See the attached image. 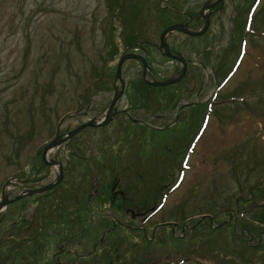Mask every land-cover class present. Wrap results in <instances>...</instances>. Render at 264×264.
I'll return each instance as SVG.
<instances>
[{
  "label": "rangeland",
  "instance_id": "1",
  "mask_svg": "<svg viewBox=\"0 0 264 264\" xmlns=\"http://www.w3.org/2000/svg\"><path fill=\"white\" fill-rule=\"evenodd\" d=\"M205 1L0 0V200L1 189L11 197L34 176L46 179L37 186L55 178L42 160L24 177L56 130L104 116L114 89L80 92L101 69L115 71L124 45L158 44L163 28L192 13L200 30L208 15L207 32L185 40V76L150 87L139 119L113 116L50 149L70 169L0 209V264H34L58 248L71 264H264V226L245 211L264 202V0L201 11ZM173 62L152 61L159 71L145 78H170ZM116 190L130 211L108 202Z\"/></svg>",
  "mask_w": 264,
  "mask_h": 264
},
{
  "label": "trees",
  "instance_id": "2",
  "mask_svg": "<svg viewBox=\"0 0 264 264\" xmlns=\"http://www.w3.org/2000/svg\"><path fill=\"white\" fill-rule=\"evenodd\" d=\"M220 5L222 7V5H223L222 1H221ZM214 8L216 9V6ZM215 9H210L209 12L212 13ZM196 22H197L196 19L193 20L192 22H190L189 27L193 29V23H196ZM172 32H176V31H172ZM206 32L207 31H204L201 35L205 34ZM182 35H183V38L186 37L185 39H182V41L185 42L184 44H181L178 42L175 44L174 40L172 39L170 41V43L167 40L168 41V47H169L170 52H172L174 54L182 55L184 57V59L186 61V66L188 68V66L191 64L190 62L192 61V58H191V55H189V57H188V54H187V56H186L183 53L182 49L185 48L186 50L190 51L189 48H192L191 43L189 44L185 40H188V39L190 40L191 36H188L186 34H182ZM130 46H131V50H132V48L137 49L138 50L137 52H139L143 56V58L145 59L147 65H148L147 77L149 79H153L152 73L157 74L159 71V67H157L158 69L155 68V66L152 65V61L164 63L168 60V57L164 56L161 53V49H159L157 47V43H150V42L146 41V42H140V43L136 44V42H135V43L130 44ZM108 51H109V53L106 55L105 62L103 64L105 65L107 63L108 66L111 67L110 62L113 60V58L115 57L117 52H116V49L113 48V46H111ZM200 51H202V50H200ZM128 60H130V59H128ZM131 61H136L137 65H138V69L135 70L134 73L132 71L130 72V70H129L130 66H128V64ZM129 63H127V65H125L124 67H123L124 64H122V67H121V73L123 76L124 87H123V92H122L120 97L132 98V99H130V101L134 102L135 105L141 104V103L144 104L149 99L148 90L152 86L145 83L144 80L142 79L141 63L137 60H130ZM173 63L176 64V68L174 69L171 76L175 75L179 69V64L177 66V62L174 61ZM107 71L108 72L103 71V69H101V73L98 74V72H96L93 76V79L86 86H84L82 88V90L80 92V94H81L80 96L87 93L88 94L87 97H90V96L92 97L95 94H98V92H100V90H103L104 88H107L110 90L114 89V91H115L118 87V83L114 78V71H112L111 68L107 69ZM164 78H166V77H164ZM182 78L179 81H181ZM108 80H109V83H108ZM108 103H109V100L105 102V105H104L105 107L103 109L107 108ZM183 106H184V103H182V105L180 107H183ZM77 135H79V134L77 133ZM31 161H33L32 169L28 170V172L26 174L27 179L32 177L33 176L32 174H34V172L37 169L41 170V168L44 167L42 162H41V159H40V148L33 154V156L31 157ZM65 161H66V159H65ZM65 166L66 165L64 163H62V167H65ZM245 211L249 212V215L253 221H256L260 225L264 226V202H257V203L250 202V204L245 209Z\"/></svg>",
  "mask_w": 264,
  "mask_h": 264
},
{
  "label": "water",
  "instance_id": "3",
  "mask_svg": "<svg viewBox=\"0 0 264 264\" xmlns=\"http://www.w3.org/2000/svg\"><path fill=\"white\" fill-rule=\"evenodd\" d=\"M220 1H222V0L205 1L201 6V11H204L210 7H213L216 3L220 2ZM207 25H208V15H204V25L200 30H196V31L189 30L185 23H173L171 25L166 26L165 28H163L161 30V32L159 34V42H158V47L161 48V53L164 56H166L170 59L176 60L177 62L180 63V69H179L178 73L175 76L170 77L168 79H164L161 81L147 80L145 78V74L147 71V64H146L145 60L143 59V57L141 55H139L138 53L125 52L121 56H119V58L116 62V65H115V73H114L115 79H117L119 82V87L113 93L104 116L99 120H95L93 118L87 119L86 121L80 123L76 127L68 130L64 134V136H61V137L57 136V137L51 139L50 141L46 142L45 145L43 146L42 151H41V159H42L44 164L52 165L53 167H55L57 169V173H56L55 178L51 182L46 183L40 187L30 189V190H26L23 192H19L11 199H4L2 197V199L0 200V208L3 207L5 204L13 202L19 198L24 197V196L31 195L33 193L42 192V191H45L47 189H50L51 187H53L54 185L59 183V181L62 178V171L63 170H62L61 164L58 161L48 158L49 150L52 149L53 147L58 146L60 143L64 142L65 140H67L68 138H70L71 136H73L74 134H76L78 131H80L83 128L102 126V125H105L110 120V118L114 115L115 102H116L117 98L121 95L122 90H123L124 84H123V79H122V75H121V65L126 59H137L141 62L142 78H143L145 83H147L151 86H165V85H170L172 83H175L176 81L180 80L183 77L185 69H186V63H185L184 58L181 55H176V54H173L169 51L168 44L165 41L166 34L171 32V31L176 30V31H179V32L184 33L186 35H189V36H196V35L201 34L207 28ZM56 133H57V130H56ZM2 193H3V189L1 190V194Z\"/></svg>",
  "mask_w": 264,
  "mask_h": 264
},
{
  "label": "flooded vegetation",
  "instance_id": "4",
  "mask_svg": "<svg viewBox=\"0 0 264 264\" xmlns=\"http://www.w3.org/2000/svg\"><path fill=\"white\" fill-rule=\"evenodd\" d=\"M211 9H215V8H211ZM190 12H188V14H189ZM188 14H186V15H188ZM193 18H195V16H194V14L192 13L191 14V16H190V18H189V22L187 23V25L189 26V23L190 22H192L194 19ZM193 19V20H192ZM191 20V21H190ZM122 102H124V107H117V105L119 104V103H122ZM145 103H147V101L145 102ZM148 105V104H147ZM116 110H115V114H114V117L116 116V115H118V116H120V118H119V120H121V121H127L126 119H128L127 117L128 116H131V113L133 114V115H135L136 117L134 118V119H139V117L140 116H138L137 114H134L135 112H138V111H144V108H143V104L141 103V104H137V105H135L134 104V102H131L130 101V99L129 98H126V97H120L118 100H117V103H116ZM137 110V111H136ZM130 111V112H129ZM151 115V111H149V116ZM143 116H145V114H143ZM159 118V117H158ZM58 133L56 134L55 133V137H57V136H59V135H61V133L59 132V131H57ZM100 138V137H99ZM108 141V140H107ZM106 140H105V142H107ZM66 147H68V144H67V146ZM74 147H80L79 145H75ZM100 147H102V146H100ZM122 147V146H121ZM66 166L65 167H63V171H65V172H67L69 169H70V164H69V162L67 163L65 160H64V162H63ZM67 169V170H66ZM25 179H27L26 177H24ZM43 179H45L44 178V176H42V175H37V176H34L33 178H31L30 180H29V182H31V183H35V186L34 187H32V188H36V187H38L37 185L40 183L39 181L40 180H43ZM46 180V179H45ZM48 182V181H47ZM46 182H44V184H45ZM67 183H69V182H67ZM43 185V184H42ZM41 186V185H40ZM96 191V190H95ZM118 190H116L115 192H117ZM40 193H42V192H40ZM40 193H34V194H31V195H35V194H40ZM98 194V198H100V197H103V195H100V192H98L97 193ZM90 195V194H89ZM14 195H12L11 197H8V195H7V199H10V198H12ZM124 197L126 198V195L124 194V192H122L121 190H119V192H117V196H111V197H108V202H110V203H114L115 204V211H117L118 209H117V207L118 208H120L121 210H123L124 212L125 211H130L129 210V208L128 207H123V205H125L126 203H124ZM127 199V198H126ZM114 209V206L111 208V210H113ZM55 247H56V245H55ZM58 248V247H57ZM61 252V250L58 248V250H54L53 252H52V254L50 255V257H49V259L48 260H45L44 258L43 259H41V260H38V261H36L34 264H71L70 262H68L67 260H66V258L64 257V256H62V258L58 255L59 253ZM33 264L32 263V261H27V260H25V259H22L21 260V263H19V264ZM72 264H76L75 262H73ZM78 264H80L79 262H78Z\"/></svg>",
  "mask_w": 264,
  "mask_h": 264
},
{
  "label": "bare ground",
  "instance_id": "5",
  "mask_svg": "<svg viewBox=\"0 0 264 264\" xmlns=\"http://www.w3.org/2000/svg\"><path fill=\"white\" fill-rule=\"evenodd\" d=\"M188 63V62H187ZM186 73V72H185ZM185 76V75H184ZM153 87V86H152Z\"/></svg>",
  "mask_w": 264,
  "mask_h": 264
}]
</instances>
